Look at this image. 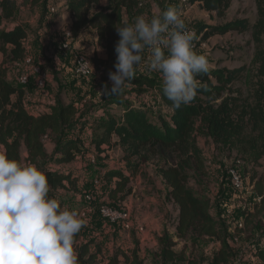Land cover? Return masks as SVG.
Masks as SVG:
<instances>
[{
	"label": "trees",
	"instance_id": "16d2710c",
	"mask_svg": "<svg viewBox=\"0 0 264 264\" xmlns=\"http://www.w3.org/2000/svg\"><path fill=\"white\" fill-rule=\"evenodd\" d=\"M196 1L200 2L206 11L216 12L222 17L224 8L232 0H188V3L193 4ZM39 2L44 4L43 14L48 16V0H32L33 5ZM140 4V0H105L103 5L102 0H67L65 10L70 12L72 17L70 35L77 37L84 30L93 28L99 43L103 44L106 50V59L101 60L96 56L93 58L97 70L101 69L106 74L114 71L115 46L119 40L117 26L134 22L141 12ZM16 10L17 0H0V145L7 151L8 156L23 162L36 163L44 169L50 186L49 195L56 197L64 205V198L57 196L55 192L62 189L76 191L81 177L75 175L72 169L58 166L73 162L77 153L83 152L79 135L71 134L82 131L88 122H93L92 145L97 156L105 158L108 151L118 146L124 151L123 159L126 161L127 173L121 169H111L103 176L105 181H113L116 178L114 187L108 192L112 205L121 206L120 202L131 194L129 183L140 163L129 161L140 157L145 148L146 153L163 158L159 172L169 188L166 199L178 208L176 236L184 239L193 233L197 237L220 240L221 232L216 218L210 211V199L196 193L188 184L189 170L194 169L201 175L206 173L204 160L193 141L194 121L205 113L200 95L221 96L226 86L233 82L235 75L244 68L228 74L222 69L209 68L208 73L196 77L201 87L195 99L179 109L163 94V82L137 69L136 76L127 84L122 94L108 96L106 100L107 105L122 106L120 116L107 112L101 118L90 121L87 118L88 108L80 110L74 103H66L59 97L49 112L36 113L31 111L25 102L23 86L8 79L9 68L15 63L23 62L26 57L24 40L28 31L22 24L13 20ZM61 12L58 10L51 20ZM123 13L128 14L127 20L123 18ZM246 27V20L232 19L224 24L201 26L199 31L208 39L215 34L242 32ZM153 90L159 92L163 103L171 109L169 116L162 113L153 114L138 99L127 97L133 93L139 95ZM207 128L209 133L217 136L216 127L212 128V124H208ZM47 138H50L53 144L51 154L47 150ZM23 149L26 151L25 157L22 155ZM255 188L261 197V203L254 214L247 216V222L250 217H255L264 210L262 178L257 180ZM114 227L122 231V228ZM91 243L79 246V264H142L136 251L128 254L116 250L108 262L98 260L101 249L97 247L91 251ZM159 245L163 262L177 264V254L173 250L176 243L166 231L159 238ZM232 256V249L223 246L215 255L213 264H224ZM256 256L264 260V250L257 248Z\"/></svg>",
	"mask_w": 264,
	"mask_h": 264
},
{
	"label": "rangeland",
	"instance_id": "374dc122",
	"mask_svg": "<svg viewBox=\"0 0 264 264\" xmlns=\"http://www.w3.org/2000/svg\"><path fill=\"white\" fill-rule=\"evenodd\" d=\"M65 1L67 2V0H53L51 3L52 6L57 8L56 11L58 12V10L62 11V8H64ZM154 1L156 5L160 0ZM28 3H31L30 9L20 11L19 15L23 16L26 13L28 17H32L34 10L38 11L39 16L44 15L43 5L42 7L38 5L39 3L33 5L32 0ZM185 6L190 7L189 4H185ZM189 14L193 18L185 21L186 26L190 25L197 28L200 40L198 37L195 39V50L197 49L198 53L206 54L209 59V68L222 69L225 74L244 68L235 75V79L226 86L221 96L215 94L210 96L200 95L199 98L205 113L194 121L193 141L204 160L206 173L201 175L194 169L189 170L188 184L196 193L210 199V211L215 215L217 226L221 232V239L197 237L193 233H190L184 239L176 236L177 206L170 201H166L168 190L159 172V166L162 164L163 158L159 155L146 153L144 148L140 157L132 158L129 162L145 163L140 166V177L143 182L150 179L151 183L149 185H154L150 189L148 184L144 187L142 184L137 186L135 190L129 185L132 188L131 194L133 193V207H135L136 202H139L135 200L137 193L144 194L143 197H148V194L151 193L159 194L161 196L158 198L160 204L158 214L163 213L164 220H160L157 227L158 216H151L149 220H145L143 223L141 220H137L130 211L132 217L139 222L138 224L143 225L145 238L136 234L134 227L131 230L122 229L124 236H128L127 233H132L130 239L135 243L132 249L127 250V253L131 254V252L136 251L142 264H168L163 262L161 247L157 244L159 234L162 235L166 231L176 243L173 250L177 254L175 258L177 264H213L215 255L223 246L230 247L233 252V256L224 264H264V260L256 256L257 248H264V210L262 213L256 214L255 217H250L248 222L245 220L249 214L256 212L257 206H260L261 199H258L260 196L256 191L255 183L260 178L264 180V0H232L224 8L222 17L218 16L216 12L206 11L202 4L198 3L191 9ZM52 17H54L53 14L49 18ZM232 19L246 20V29L242 32L231 31L224 35L215 34L208 39L204 38L203 33L199 31L201 26L224 24ZM66 21L65 18H62L57 23L63 27L66 25ZM28 27L30 32H36L40 26L37 23H28ZM86 30L88 31L85 32ZM86 30L83 31L85 33L81 32L84 34V39L92 40L91 28ZM34 38L35 36L32 40ZM57 38V40L43 39V41L36 38L39 47H36L35 52L30 51L27 54L41 65L48 61L45 65L47 64L49 68H52L50 72L52 82L47 80L45 87L41 90L46 92L47 89H53L56 92V97L61 98L64 102L75 101L76 99L79 102L75 101V103L79 105L80 102L85 101L86 108H91L89 115L93 116L102 109L100 107L106 102L108 96L100 93L97 97H88L87 94L79 95V99L71 97V91L78 81H86V79H78L73 73L71 55L72 53L82 52L93 61V51L86 53V50L78 45L79 40L77 41L76 37L66 36L65 33L64 36L62 35V39ZM63 41L70 42L72 47L63 51L58 49L59 44ZM202 42H206V44L203 46ZM144 58L147 59L146 54H144ZM57 62H60V64L57 65ZM247 73H249L248 76ZM108 74L99 75L98 80H108ZM96 76L94 75V77ZM33 82L35 83L34 77L30 75L26 85ZM67 94H70V97ZM147 98L149 101L154 102V114L159 111H168L164 103L162 106L157 101L155 95H149ZM117 110V113H120V111L122 113V109L118 108ZM208 124H212V128L216 127V137L209 133ZM52 145L50 138H47L46 146L49 154L52 153ZM111 151H113V164L124 168V151L119 148H113ZM94 166L97 168L94 171L95 176L100 175L102 169L109 167L100 158ZM232 168H236L238 173L244 176L247 184L246 190L236 191L232 188L227 177L228 171L233 170ZM132 182L136 186L135 181ZM248 182L253 185V188ZM95 188L97 190L84 193V199H86V195H89L92 197L90 202L96 201V191L102 190L105 198L102 199L101 203L113 204L108 194L106 196V193L110 190L109 187L99 185ZM148 199L146 204H150ZM225 201H228L232 206L230 217L222 214V204ZM120 205H124V203L120 202ZM241 219L246 222H244L243 228H238L236 224ZM107 228L113 230L111 243L115 242L116 237L122 239V234L115 233L121 230L119 231L108 223ZM123 239L128 240L125 237ZM105 240L106 237L103 234L98 241L103 249L101 255L98 256V260L107 262L117 248L105 249L106 243H103ZM78 248V246L75 247L76 252Z\"/></svg>",
	"mask_w": 264,
	"mask_h": 264
},
{
	"label": "clouds",
	"instance_id": "9594fccd",
	"mask_svg": "<svg viewBox=\"0 0 264 264\" xmlns=\"http://www.w3.org/2000/svg\"><path fill=\"white\" fill-rule=\"evenodd\" d=\"M116 31L115 71L108 74L112 86L105 84L103 95L122 94L137 69L146 66L160 74L163 94L175 108L195 99L201 87L196 77L208 73L209 59L195 50L196 33L176 6L139 15ZM49 193L44 169L0 150V264H79L75 242L84 222Z\"/></svg>",
	"mask_w": 264,
	"mask_h": 264
},
{
	"label": "crops",
	"instance_id": "0c3cea01",
	"mask_svg": "<svg viewBox=\"0 0 264 264\" xmlns=\"http://www.w3.org/2000/svg\"><path fill=\"white\" fill-rule=\"evenodd\" d=\"M28 1L31 2V0H17V10H16V13L13 17V20L16 23L22 24L28 31L27 38L24 40V46L26 48V55L29 54L30 51L32 53L35 52L36 47L38 46L36 38H37V40L39 39L40 41L41 40L43 41V39L57 40L58 39L57 37H60L62 39V35L64 36V33L66 36H68L70 26L72 24L71 14H70V12L65 10L66 4H65L64 8H62V12L60 13V15L56 16V18H54L53 20H51L49 18V17H51L49 15L48 16H46V15L45 16H42V15L39 16L38 11L36 12V10H34L35 12L33 13L32 17H28L26 15V13L23 14V16L19 15L20 11H27L30 9L31 3H28ZM52 1L53 0H48L47 6L49 4L53 5L51 3ZM65 3H66V1H65ZM198 3H200V2L196 1L193 4H190V7L187 8L185 6V4L181 3V0H164V1L160 0V1H158V4L156 3V5H155L154 0H141V4H140L141 12L139 15L147 14L150 16V15L156 14L158 12H161L162 10H166V8L169 5H174L180 11L184 21H188V20L193 18L191 16V14H189L191 9H193ZM103 4H105V0H102V5ZM38 5L39 6L41 5V7L43 5V8H44V4L42 2H39ZM62 18H65L67 20L66 25L63 27L61 26V24L57 23L58 20H61ZM123 18L125 20H127L128 14L123 13ZM28 23L29 24L37 23V24H39L40 27H38L36 32H30L29 27H28ZM56 29H58V30H56ZM87 31L88 30H86L85 32H87ZM85 32H83V33H85ZM83 33L79 34L76 37L77 41L79 40L78 45H81V47L86 50V53H89V51L92 50L93 56H97V58H99L101 60L106 59L107 58L106 50L103 47V44L99 43L96 30L91 28L92 40L84 39ZM34 36H35V38H34V40H32ZM211 37H209V38H211ZM80 42H82V44H80ZM74 44H76V43H74ZM196 51H197V49H196ZM145 54H146V56L148 55L147 52ZM46 62H48V61H46ZM46 62H44L42 65H43L44 70L46 72L47 80L51 81L50 80V78H51L50 72L52 71V68H49L47 66V64L45 65ZM22 64H23V62L15 63L8 70V79L10 81H13L17 85H21V84H19V78L23 74H26L28 71V69L24 65L22 66ZM59 64H60V62H57V65H59ZM138 69L141 72L146 73L150 76H155L158 80H160L162 82V78H161L160 74L149 72L146 66L138 68ZM102 74H103L102 70L99 69V70H97V74H96L97 76L96 77L93 76L94 78H90L84 82L78 81L77 85H75L71 91L72 92L71 97L72 98L76 97L77 99H79V95L81 96L83 94H87L88 97H97V95H99L102 92L105 84H107L108 87H110L112 85V82L109 79L108 80H106V79L105 80L104 79L98 80V76L102 75ZM21 86H23V88H24L25 102L32 111H34L36 113L39 111L49 112L51 110L50 108L55 105L57 97H56V92L53 89L52 90L47 89L46 92H43L41 89H39L36 86V84L34 82L29 84V85H21ZM67 95H68V97H70V94H67ZM149 95H155V98L157 99V101L160 102L161 105L163 106V101L161 100V96L157 90L148 91V92H145V93L139 94V95H137L136 93H133L127 97H129L131 99H138L140 102H142L149 109L150 112L153 113V111L155 109L153 106L154 102H151L148 100L147 97ZM75 101L79 102L76 99H75ZM75 101L69 100L66 103H74V104H76V107L79 108L80 110L87 109L85 106V104H86L85 101L80 102L79 105L77 103H75ZM100 108H102V109L100 111H98L97 113H95V115H93V116L89 115L91 108H88L89 114L87 115V118L90 121H94V120L99 119L102 116H104L107 112H110L116 116H120L121 111H120V113H117L118 112L117 109L118 108L123 109L122 106L107 105L106 102L104 104H102V106ZM167 108H168L167 112L166 111H159L158 113H162V114L169 116L171 114V109L169 107H167ZM92 128H93V122H88L86 127L82 131H80V132L76 131V132H73L71 134L72 136L79 135L81 143H82V147H83V152L81 151V152L77 153V156L73 162L58 166L59 168H63V169H72V171L74 172L75 175L81 177L79 182H78V185H77V190L76 191H70V190L62 189V190H57L55 193L57 196L64 198V200H65L64 205H67L70 209L77 210L80 214L81 219L84 222V226L82 227L81 231L78 233V235L76 237L75 247H77V246L79 247L82 244H85L87 242H92L90 245V250L94 251V250H96L97 247H100L101 253H102L103 249L98 244V241L104 234L106 237V240L103 241V243H106V245H105L106 247H104L105 249L111 250L112 248L115 247V248H117L116 250H121V251L127 253V250L132 249L133 245H135V243H133L130 239L132 236V233H130V234L127 233L128 236H124L122 234V231L119 230L120 232H115V233H118V235L122 234L123 237H125L128 240L125 241L123 239V237H122V239H119L118 237H116L117 241L115 240V242L112 241L113 243H111L110 241H111V235H112L113 230L107 228V223H105L102 219L100 220V216L98 214L97 208H98V205L101 204L102 199L105 198L104 192H102V190L96 191V196H97L96 199L97 200L92 201V202L87 201L83 197L84 193L91 192L92 190H95V189L97 190V188H95V187H98L99 185L107 186V188L109 187L110 189H112L114 187V181L116 180V178L113 179V181H105L103 179L104 174L106 172H108L109 170L121 169L122 171L127 173V166H126L125 161L123 163L125 165L124 168H126V169H124L120 166H115L113 164V160H112L113 159V153L112 152L114 150L111 152L108 151L107 152L108 156L105 158L99 157L96 155L95 148L92 145V137H93V129ZM116 148H119L120 150H122V148L120 146H118ZM0 150H4V147L1 145H0ZM22 155H23V157L26 156L25 149H23ZM99 158L102 159V162L106 163L109 167L102 169V173L100 174L101 176L100 175L95 176L94 171H96L97 168L94 166V164H97L99 162ZM146 163H148V162H146ZM143 164H145V163H140L139 169L131 177V181H130L131 184L129 183V185L133 187V190H135V188L137 186H139V185L141 186L142 184H143V187L148 184V188H150V189L154 185V184L149 185L151 183L150 179L147 180L146 182H143V179H141L139 172H141L140 166H142ZM91 167H94V168L90 169ZM132 181H135L136 186H134V182H132ZM166 189L169 190L167 185H166ZM108 192L106 193V196H107ZM142 195H144V194H140V193L136 194L135 200L139 201V202H136L135 207H133V200H132L133 193L129 195L130 197L128 196L127 198H125L121 202H123L124 205L134 214V216L136 217L137 220H141L143 223L145 220H149V217H151V216L152 217L158 216L157 217L159 219L158 224H157V227H158L160 220L161 221L164 220L163 213H161V215L158 214V207L160 206L158 198H160L161 195L155 194V193L148 194V197H143ZM147 198H149L148 200L150 201V204H146ZM154 198H157V199H154ZM140 200H142V201L140 202ZM152 212H153V214H152ZM177 215H178V208H177L176 217H177ZM212 215L215 217L214 214H212ZM245 220H244V222H246ZM134 231L136 234L142 235L143 238H145V232L138 231L137 229H135ZM139 232H141V233H139ZM115 235L117 236V234H115ZM160 236L161 235L159 234L158 239H157L158 245H159V237ZM120 238H121V236H120ZM131 245H132V247H131ZM262 249L264 250V248H262ZM101 253H100V255H101ZM77 255H78V250H77ZM112 256H113V254L111 255V257ZM101 261H103V260H101ZM104 262H106V261H104Z\"/></svg>",
	"mask_w": 264,
	"mask_h": 264
},
{
	"label": "built area",
	"instance_id": "2783aa9c",
	"mask_svg": "<svg viewBox=\"0 0 264 264\" xmlns=\"http://www.w3.org/2000/svg\"><path fill=\"white\" fill-rule=\"evenodd\" d=\"M181 3L190 5V3H188V0H181ZM56 10L57 9L52 5H49L47 7L49 16H51L52 14L54 16L57 13ZM187 27L194 30L196 33V37H198L196 27L190 25H187ZM68 36H71L70 32L68 33ZM193 43L195 45V40L193 41ZM205 44L206 42H202L203 46ZM71 47L72 44L70 42L63 41L59 44L58 49L63 51ZM71 56H72L71 59L72 71L78 79L87 80L97 74V70L95 68L93 61H91V59L87 55H84L82 52H76V53H72ZM23 63L24 66L28 69V71L26 74H23L19 78V84L26 85L29 81V76L31 75L34 77L36 86L39 89H43L47 83V75L43 65H41L39 62H36L33 59V57L30 55H26L25 59L23 60ZM232 169L233 170H229L227 174V177L229 179L232 188L236 191L246 190L247 184L244 176L240 175L236 168H232ZM249 185L251 184L249 183ZM251 186L253 188V185ZM86 199L87 201H91L92 197L86 195ZM258 199L260 200L261 197H258ZM222 209H223L222 214L226 217H230L232 213V206L228 201L223 202ZM98 214L103 221H105L106 223L112 226H116L124 230H131L134 227L139 231H143V225L138 224L139 222L132 217L130 210L125 205L114 206L109 203H102L98 207ZM243 226H244V219H241L237 222L236 227L243 228Z\"/></svg>",
	"mask_w": 264,
	"mask_h": 264
}]
</instances>
